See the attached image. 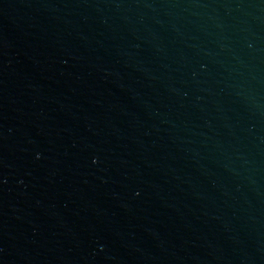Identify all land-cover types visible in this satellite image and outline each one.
I'll return each instance as SVG.
<instances>
[{
    "label": "water",
    "instance_id": "water-1",
    "mask_svg": "<svg viewBox=\"0 0 264 264\" xmlns=\"http://www.w3.org/2000/svg\"><path fill=\"white\" fill-rule=\"evenodd\" d=\"M0 264H264V0H0Z\"/></svg>",
    "mask_w": 264,
    "mask_h": 264
}]
</instances>
